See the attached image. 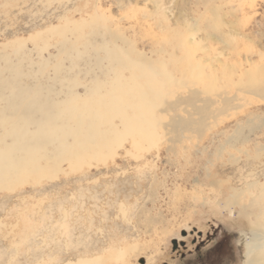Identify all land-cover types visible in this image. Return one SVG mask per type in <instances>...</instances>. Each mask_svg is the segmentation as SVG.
<instances>
[{"label":"rangeland","instance_id":"1","mask_svg":"<svg viewBox=\"0 0 264 264\" xmlns=\"http://www.w3.org/2000/svg\"><path fill=\"white\" fill-rule=\"evenodd\" d=\"M94 13L101 18L89 23ZM63 18L83 21L81 31L95 30L106 41L108 31H116L137 52L163 62L176 79L195 85L187 84L189 94L167 87L165 100L179 104L155 111L167 125L156 131L162 134L156 149L133 158L130 139L106 161L86 159L90 164L78 171L63 162L64 171L54 178L29 180L9 193L2 189L0 264L76 262L106 256L123 244L140 247L128 253L125 264H177L171 243L183 239V232L201 233V252L225 238L235 255L231 264H244L245 245L255 244L259 236L252 232L261 233L264 226V214L258 218L252 209L245 214L239 209L258 195L252 184H264V0H0V52L14 62L13 48L5 44L55 27ZM58 38L46 36L42 58L55 55ZM22 47L37 71V49L29 41ZM189 55L211 86L206 81L203 87L198 75L183 74ZM94 56L88 51L76 59L78 70L68 74H77L76 84L90 85L89 73L97 72ZM61 64L71 66L66 59ZM45 76H52L49 67L42 77L47 81ZM254 80L262 91L244 87ZM82 87L75 89L82 93ZM190 95L194 102L186 106L181 101ZM175 117L189 125L170 132ZM231 188L238 196L230 197Z\"/></svg>","mask_w":264,"mask_h":264},{"label":"bare ground","instance_id":"2","mask_svg":"<svg viewBox=\"0 0 264 264\" xmlns=\"http://www.w3.org/2000/svg\"><path fill=\"white\" fill-rule=\"evenodd\" d=\"M89 18L91 23L93 18L100 20L101 15L94 13ZM83 25V21L73 22L63 18L55 27L38 31L25 39L10 41L5 45L13 48L14 62L8 53L0 52V191L4 189L9 193L29 180L38 184L42 177L54 178L57 172L64 171L61 167L63 162L67 164V170L78 171L90 164L87 162L89 159L106 161L115 155L117 148L123 149L124 143L130 139L133 158L142 151L156 149L162 140V134L156 131H163L167 127L163 115L159 114L179 104L165 100L169 93L167 87L180 86L189 94V88L195 85V81L190 80L191 84L188 78L182 82L176 79L163 62L137 52L133 44L116 31H108L106 41L104 34L95 30L85 34L81 31ZM53 34L59 36L56 53L42 58V53L48 47L46 36ZM98 34L102 36L94 40ZM26 41L31 42L38 51L37 71L30 66L33 63L30 53L20 52ZM37 41L41 43L37 45ZM177 43L180 44L179 41ZM88 51L95 55L93 64L97 72L89 73L90 85L86 86L83 82L76 84L79 81L77 74H73V77L68 74L74 69L78 70L76 59ZM62 59L68 60L71 66L64 68ZM187 59L191 61L182 68L183 74L193 76L192 79L198 75L204 87L208 78L201 76L203 71L200 75V64L193 62L190 55ZM49 60L55 63L50 66ZM48 67L52 76H45L47 81H44L42 77ZM175 70H178V65ZM124 71L127 75H124ZM210 74L208 77L211 81ZM188 83L190 87H187ZM209 83L207 87L213 82ZM76 85L83 86L82 93L76 91ZM257 86L254 80L244 87L256 92L263 90ZM172 90L171 94L174 92ZM198 93L202 95V92ZM193 98L190 95L181 102L192 106ZM157 108L159 114L155 113ZM199 112L203 115V111L197 109ZM172 119L176 121L171 124L170 132L189 125L182 118ZM125 153L129 151L125 150ZM252 185L258 188V195L250 199L248 206H239L240 213L245 214V209H252L254 216L262 218L264 184L255 182ZM236 191L231 188L230 197L238 196ZM247 214L250 215L249 211ZM261 229V233L251 231L259 238L255 244L245 245L247 259L244 264H264V226ZM139 251L140 247L136 244H123L106 256H82L76 262L62 264H125L128 253Z\"/></svg>","mask_w":264,"mask_h":264},{"label":"flooded vegetation","instance_id":"3","mask_svg":"<svg viewBox=\"0 0 264 264\" xmlns=\"http://www.w3.org/2000/svg\"><path fill=\"white\" fill-rule=\"evenodd\" d=\"M181 234L183 239H175L174 245L171 243V253L175 255L174 260H177V264H231L235 258L234 253L232 254L227 249L228 244L225 238L220 243L216 241L214 248L209 249L207 252H201L203 248L201 233L195 235L191 232L189 236L184 232ZM207 242L208 240L204 243ZM174 260L171 261L175 262ZM139 263L144 264V261L140 260Z\"/></svg>","mask_w":264,"mask_h":264},{"label":"water","instance_id":"4","mask_svg":"<svg viewBox=\"0 0 264 264\" xmlns=\"http://www.w3.org/2000/svg\"><path fill=\"white\" fill-rule=\"evenodd\" d=\"M175 241H176V240H172V244H173V245L175 244Z\"/></svg>","mask_w":264,"mask_h":264}]
</instances>
